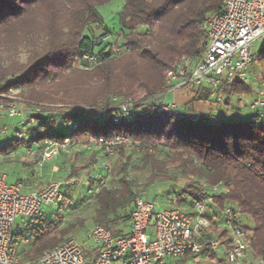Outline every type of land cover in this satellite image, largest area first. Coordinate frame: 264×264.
<instances>
[{
    "label": "trees",
    "instance_id": "obj_1",
    "mask_svg": "<svg viewBox=\"0 0 264 264\" xmlns=\"http://www.w3.org/2000/svg\"><path fill=\"white\" fill-rule=\"evenodd\" d=\"M111 1L0 0V94L21 92L24 105L32 111L29 121H40L30 130V141L41 145V150L43 142L107 140L117 135L137 145L144 164L153 170L164 173L171 166V179L185 184L171 199L178 205L202 200L212 195L209 189L220 187L222 192L213 196L210 206L213 216L220 219L225 208L236 209L246 222L241 221V226L253 258L264 264V119L246 109L240 114L243 109L235 101L239 96L252 97L255 85L225 88L220 102L205 86L188 89L194 95L191 102L162 110L169 95L164 72L182 56L194 61L201 56L204 17L220 12L224 0H123L117 14L123 41L120 54L105 42L108 30L99 33L104 20L98 8ZM256 58L264 81V47ZM126 102L129 117L121 111ZM195 102L206 106L207 113H196ZM36 108L43 114H34ZM45 121H51L50 130H45ZM158 148L167 151L163 161L155 155ZM123 150V145L115 149L120 161L124 159L113 170L117 185L102 187L93 196L92 223L113 236L124 233L140 198L125 175L130 160ZM96 162L92 156L84 166L71 167L66 179L77 178ZM95 181L96 176L88 177L87 191L96 190ZM62 191L72 198L63 185ZM84 202L74 200L69 211ZM53 216L57 219L59 214L53 211ZM50 217L23 236L30 237V245L20 248L22 263L36 264L43 251L72 234L74 225L58 229ZM211 229L223 235L222 230Z\"/></svg>",
    "mask_w": 264,
    "mask_h": 264
},
{
    "label": "built area",
    "instance_id": "obj_2",
    "mask_svg": "<svg viewBox=\"0 0 264 264\" xmlns=\"http://www.w3.org/2000/svg\"><path fill=\"white\" fill-rule=\"evenodd\" d=\"M202 28L205 48L201 56L195 61L182 56L164 72L167 93L205 86L210 96L220 102L225 88L237 83L254 84V95L249 101L239 96L236 103L258 119H264V81L259 73H254L256 60L252 52L256 41H264V0H224L220 12L204 17ZM20 106L21 101L12 90L0 94V116L22 118ZM174 108V103L162 106L164 111ZM129 110V102L121 106L126 117ZM211 119L217 120V117ZM32 123L30 120L29 124ZM6 133L8 128L0 126V135ZM76 141L46 142L38 164L67 151ZM88 141L99 147L106 157L112 156L118 146L130 144L129 139L117 135L107 140L89 138ZM99 186L103 187V180ZM97 191H87L81 200L86 201ZM215 191L214 188L212 195L193 201L190 212L177 207L161 209L149 200L137 198L122 235L113 236L100 225L89 232L88 236L96 244V254L91 260L84 257L78 241L69 238L43 251L36 264H174L182 258L192 264H263L253 258L248 234L242 229L241 216L236 209L225 208L221 223H215L220 219L214 216H206L217 194ZM73 205L74 200L64 195L60 182H49L29 192L20 182L8 183L6 176L0 173V264H25L21 262L19 250L20 244L26 241L23 236L47 221L49 207L60 214ZM211 226L222 230L223 235L214 232Z\"/></svg>",
    "mask_w": 264,
    "mask_h": 264
},
{
    "label": "rangeland",
    "instance_id": "obj_3",
    "mask_svg": "<svg viewBox=\"0 0 264 264\" xmlns=\"http://www.w3.org/2000/svg\"><path fill=\"white\" fill-rule=\"evenodd\" d=\"M122 5L123 0H112L108 5L98 8L104 20V25L99 33H103L104 29L108 30L109 33H107L108 37L105 42L113 46L118 54L123 52L121 49L123 41L118 34L119 27L117 19V14L121 10ZM262 47H264V41L262 40H258L253 44L252 52L256 60L254 70L257 73L260 72V63L256 55H258ZM12 91L21 101L20 109L23 113V117L16 118L4 116V119H0V126L3 125L8 128V133L0 135V151L2 150L0 152V173L6 176L8 183L13 184L14 182H20L23 184L26 191L30 192L40 189L49 182H60L63 187L66 188L67 193L72 195L71 197L75 201L81 200L82 195L87 191L88 184H90L87 183L89 176L92 178L96 176L98 181L94 183L98 190L102 188L99 186L100 180H103V188H111L117 185L118 177L114 175L113 170L120 162H124V159L120 161V157L116 151L110 157L104 156L101 149L92 144H88L87 139H77L66 155H61L58 158L54 157L48 162L38 164L41 145L39 146L38 143L30 141V132L39 125L40 121L37 122L34 120V123L29 124V113L32 112L31 109L24 105V97L20 91ZM193 96V93L188 90L186 92H175L167 95L164 101L171 104L175 103L176 106L182 107L191 102ZM245 100L249 101L246 97ZM193 106L196 113L204 114L208 111V108L203 106L200 102H195ZM36 110H39V112L43 114V110L37 108L33 110L34 114H39L36 113ZM242 111L243 113L245 112L244 109ZM56 116L61 117L62 115L59 114ZM19 123H22V125H19ZM44 124L46 127L45 130H50L51 121H45ZM44 144H46V142H43V145ZM123 153L125 158L127 157L130 160L125 175L133 182L135 190L141 198L153 202L158 208L164 209L171 208L172 206L180 208L184 212L190 211L188 206L178 205V201L173 200L174 202L171 204V199L178 197V192H181L185 185L179 178H176L179 179L177 182L171 179V177L174 178V176L171 175V166L165 167L164 173L153 170L152 167L144 164L143 155L138 149V146L133 145L131 142L126 146L124 145ZM155 155L159 160L163 161L167 157V151L164 148H158ZM92 156L97 160L95 166H89L83 171H80L78 177L75 179H66V176L70 174L71 167L80 168L84 166ZM202 185L201 183L200 187ZM215 189V193L222 192L220 187ZM209 190L213 192V189ZM93 196L94 195H89V198L84 203L77 204L78 208L76 210L64 211L63 214H59L57 219L54 216L50 217L53 213L52 210H54L53 207H49L46 210L48 217H50V220L54 221L58 229L74 225L72 234L67 236L64 241L69 238L77 240L81 245L82 252L86 259L96 254V244L87 235L94 227L92 217L96 205ZM211 211H213L212 208L208 212ZM241 221L243 224H246L245 220L242 219ZM218 223H221V219L218 220ZM125 231L126 227H124V232ZM24 239L26 241L20 245L21 249L30 245V237H24ZM174 264L192 263L186 262V258H182L181 262ZM201 264H205V262ZM207 264L214 263L207 262Z\"/></svg>",
    "mask_w": 264,
    "mask_h": 264
},
{
    "label": "crops",
    "instance_id": "obj_4",
    "mask_svg": "<svg viewBox=\"0 0 264 264\" xmlns=\"http://www.w3.org/2000/svg\"><path fill=\"white\" fill-rule=\"evenodd\" d=\"M241 113L240 114H244L243 113V111H240ZM0 119H4V116H0ZM6 119V118H5ZM3 126V125H2ZM14 183H16V182H14ZM26 190V189H25ZM171 204H173V201L171 202ZM186 206H190V204L187 202L186 204H185ZM171 208H174V207H172L171 206ZM162 209V208H161ZM165 209V208H164ZM188 212H190V211H188ZM212 214V215H211ZM206 216H208L209 218L210 217H212L213 216V211H211V212H207V214H206ZM215 223H218V221L217 222H215ZM217 225H219V224H217ZM19 250H20V246H19ZM93 258V256L92 257H90L89 258V260H91ZM205 264H207L206 262H205Z\"/></svg>",
    "mask_w": 264,
    "mask_h": 264
}]
</instances>
